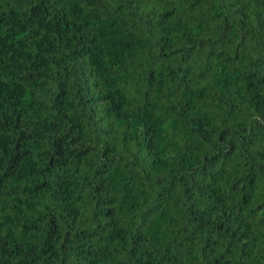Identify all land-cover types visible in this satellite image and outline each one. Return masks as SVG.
Returning <instances> with one entry per match:
<instances>
[{
    "label": "trees",
    "instance_id": "trees-1",
    "mask_svg": "<svg viewBox=\"0 0 264 264\" xmlns=\"http://www.w3.org/2000/svg\"><path fill=\"white\" fill-rule=\"evenodd\" d=\"M0 264H264V0H0Z\"/></svg>",
    "mask_w": 264,
    "mask_h": 264
}]
</instances>
